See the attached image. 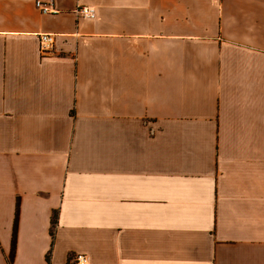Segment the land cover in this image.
Here are the masks:
<instances>
[{
	"label": "crops",
	"instance_id": "obj_1",
	"mask_svg": "<svg viewBox=\"0 0 264 264\" xmlns=\"http://www.w3.org/2000/svg\"><path fill=\"white\" fill-rule=\"evenodd\" d=\"M36 1L0 0V264H264V0Z\"/></svg>",
	"mask_w": 264,
	"mask_h": 264
},
{
	"label": "built area",
	"instance_id": "obj_2",
	"mask_svg": "<svg viewBox=\"0 0 264 264\" xmlns=\"http://www.w3.org/2000/svg\"><path fill=\"white\" fill-rule=\"evenodd\" d=\"M36 6L43 13H58L59 10L52 3H44L42 0L36 1ZM77 13L84 17L95 18L96 11L90 6H80ZM41 50L44 54L51 53L55 48L56 35L53 33H42L40 35ZM75 264H91L89 257L86 254L79 253L75 257Z\"/></svg>",
	"mask_w": 264,
	"mask_h": 264
},
{
	"label": "trees",
	"instance_id": "obj_3",
	"mask_svg": "<svg viewBox=\"0 0 264 264\" xmlns=\"http://www.w3.org/2000/svg\"><path fill=\"white\" fill-rule=\"evenodd\" d=\"M57 218H58V212L57 211H55L54 212V215H53V219H52V223H53V225H55L56 224V222H57ZM15 243V242H14ZM15 247V246H14ZM13 254L10 256V263L12 262V260H13Z\"/></svg>",
	"mask_w": 264,
	"mask_h": 264
}]
</instances>
